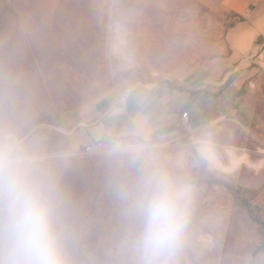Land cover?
Here are the masks:
<instances>
[{
  "label": "rangeland",
  "instance_id": "1",
  "mask_svg": "<svg viewBox=\"0 0 264 264\" xmlns=\"http://www.w3.org/2000/svg\"><path fill=\"white\" fill-rule=\"evenodd\" d=\"M164 82L190 98L153 148L193 188L183 264H264V0H0V110L15 97L24 133L71 153L64 182L98 264L119 228L111 158L84 155L79 128L105 96Z\"/></svg>",
  "mask_w": 264,
  "mask_h": 264
},
{
  "label": "clouds",
  "instance_id": "2",
  "mask_svg": "<svg viewBox=\"0 0 264 264\" xmlns=\"http://www.w3.org/2000/svg\"><path fill=\"white\" fill-rule=\"evenodd\" d=\"M0 110V264H98L82 244L81 209L64 182L71 153L25 134L26 111L5 94ZM211 162L208 139L197 141ZM108 191L119 228L99 264H183L193 188L145 141L109 144Z\"/></svg>",
  "mask_w": 264,
  "mask_h": 264
},
{
  "label": "crops",
  "instance_id": "3",
  "mask_svg": "<svg viewBox=\"0 0 264 264\" xmlns=\"http://www.w3.org/2000/svg\"><path fill=\"white\" fill-rule=\"evenodd\" d=\"M189 99L187 93L176 90L168 82L128 94L105 96L97 102L95 120L83 124L79 131L90 140L130 135L145 140L156 135L164 137L178 129L181 111Z\"/></svg>",
  "mask_w": 264,
  "mask_h": 264
},
{
  "label": "built area",
  "instance_id": "4",
  "mask_svg": "<svg viewBox=\"0 0 264 264\" xmlns=\"http://www.w3.org/2000/svg\"><path fill=\"white\" fill-rule=\"evenodd\" d=\"M189 121V116L187 113L182 114L181 123L186 124ZM161 136L156 135L153 138L146 140L151 146L152 149L155 148L156 144H158ZM120 140L124 142H130V140H126L123 137L113 138V139H97V140H90L83 144L82 153L84 155H107V148L109 144L112 142ZM145 141V140H144Z\"/></svg>",
  "mask_w": 264,
  "mask_h": 264
}]
</instances>
